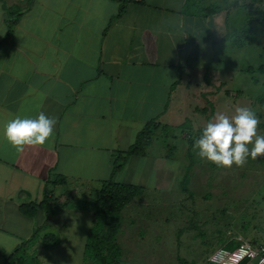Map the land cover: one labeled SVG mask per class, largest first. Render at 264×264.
<instances>
[{
	"label": "crops",
	"instance_id": "1",
	"mask_svg": "<svg viewBox=\"0 0 264 264\" xmlns=\"http://www.w3.org/2000/svg\"><path fill=\"white\" fill-rule=\"evenodd\" d=\"M120 1L0 0V264L41 223L39 209L22 207L38 204L46 180L64 179L50 188L54 197L67 185L96 190L110 177L141 185L144 162L154 169L168 160L147 153L152 140L111 171L145 122L168 119L194 14L189 0H127L118 12ZM40 112L56 119L54 136L17 152L6 123Z\"/></svg>",
	"mask_w": 264,
	"mask_h": 264
},
{
	"label": "rangeland",
	"instance_id": "2",
	"mask_svg": "<svg viewBox=\"0 0 264 264\" xmlns=\"http://www.w3.org/2000/svg\"><path fill=\"white\" fill-rule=\"evenodd\" d=\"M189 4L194 15L181 92L147 153L163 156L165 145L173 150L165 166L152 169L144 162L142 194L120 210L116 243L121 264H175L177 256L207 264L210 251L237 236L264 241V157L249 156L243 167L220 168L201 159L195 147L208 121L218 113L231 117L241 106L256 113L258 134L264 135V115L256 104L264 96V0ZM130 169L135 166L126 167L122 176ZM183 175L186 191L179 189ZM94 191L84 185L57 189L51 196L53 212H42L23 257H32L33 264H86L81 252ZM46 233L57 238L47 248L41 245Z\"/></svg>",
	"mask_w": 264,
	"mask_h": 264
},
{
	"label": "trees",
	"instance_id": "3",
	"mask_svg": "<svg viewBox=\"0 0 264 264\" xmlns=\"http://www.w3.org/2000/svg\"><path fill=\"white\" fill-rule=\"evenodd\" d=\"M127 0H121L118 7V12H121L123 2ZM191 7L188 4V8ZM263 71L262 68H259ZM207 65L204 66V76L207 72ZM256 104L259 108L261 115H264V96H258ZM163 128L155 119H151L145 122L140 130L135 134L134 141L125 151L117 152L113 159L112 173L119 170L124 164L125 160L130 156H141L144 154L145 148L150 144L154 132ZM165 153L163 156L169 158L173 150L172 146L165 145ZM187 176L183 175L179 182V189L186 191L185 182ZM64 179L60 175H55L53 180H46V185L49 188L44 187L42 189V197L38 204H28L22 207V210L28 214H32L34 208L39 209L44 213H52L53 205H51V190L55 185L63 184ZM143 188L139 185L118 183L108 178L107 180L101 181L99 187L94 191L95 195L92 196V204L94 210L92 212L91 223L87 229L84 244L82 246L81 256L86 264H121V252L116 243V234L119 226V215L120 210L133 198L142 194ZM34 234V231L31 235ZM32 236L25 242L16 246L11 253L6 255L3 259L2 264H33V258L30 257L27 261V257H23L22 248L31 240ZM57 238L52 234L46 233L42 236L41 245L45 248L50 247L53 241ZM52 241V242H51ZM248 241V240H246ZM248 242H262L249 240ZM236 244L235 239L227 242L223 246L226 248H232ZM208 255V254H207ZM23 261V262H22ZM242 261L240 264H245ZM175 264H193L191 261H187L183 257L177 256Z\"/></svg>",
	"mask_w": 264,
	"mask_h": 264
},
{
	"label": "clouds",
	"instance_id": "4",
	"mask_svg": "<svg viewBox=\"0 0 264 264\" xmlns=\"http://www.w3.org/2000/svg\"><path fill=\"white\" fill-rule=\"evenodd\" d=\"M56 119L40 112L36 118L9 120L4 129L7 141L17 152L26 147H42L53 136ZM256 113L248 107H237L231 117L218 113L208 121L195 141L201 159L220 168L243 167L249 158L264 157V135L258 134L260 125Z\"/></svg>",
	"mask_w": 264,
	"mask_h": 264
},
{
	"label": "built area",
	"instance_id": "5",
	"mask_svg": "<svg viewBox=\"0 0 264 264\" xmlns=\"http://www.w3.org/2000/svg\"><path fill=\"white\" fill-rule=\"evenodd\" d=\"M236 244L232 248L218 246L206 257L207 264H264V243L248 242L241 237L234 238Z\"/></svg>",
	"mask_w": 264,
	"mask_h": 264
}]
</instances>
